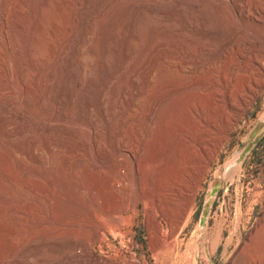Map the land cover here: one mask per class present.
Wrapping results in <instances>:
<instances>
[{
  "label": "rangeland",
  "instance_id": "1",
  "mask_svg": "<svg viewBox=\"0 0 264 264\" xmlns=\"http://www.w3.org/2000/svg\"><path fill=\"white\" fill-rule=\"evenodd\" d=\"M188 1L0 0V264H94L86 262L90 252L112 264H238L242 252L264 264V87L239 110L228 105L223 83L186 87L222 81L243 47L234 46L239 29L221 2L212 8L213 0H200L191 9ZM159 4L165 30L150 28ZM204 19L205 31L194 26ZM244 29L264 35V28ZM263 52L264 43L256 54ZM78 62L99 80L104 103L88 91L63 96ZM129 89L131 106L118 98ZM211 118L219 120L214 129ZM207 127L213 156L182 219L189 184L168 196L174 203L167 200L164 212L145 178L133 186L135 161L113 150L140 143L142 160L167 163L155 172L168 182ZM142 192L151 196L147 205L119 210ZM150 209L165 247L154 245ZM31 242L33 252L16 256Z\"/></svg>",
  "mask_w": 264,
  "mask_h": 264
},
{
  "label": "bare ground",
  "instance_id": "2",
  "mask_svg": "<svg viewBox=\"0 0 264 264\" xmlns=\"http://www.w3.org/2000/svg\"><path fill=\"white\" fill-rule=\"evenodd\" d=\"M249 1L250 0H228V1H226V0H222V1L213 0L210 2V6L212 8H216L217 4H219V2H221L224 9L228 8L230 10V12H228V13L231 16V19L234 20V22H236V25L238 26V29H239L238 30L239 38L236 41V44L234 46L239 45L238 43L242 42L243 47L238 48L237 51L232 55V57H234V60L232 59L233 62L231 61L232 62V63L230 62L231 65L229 64L230 65L229 72L223 74L222 81H219V79L214 78L212 80H209V82L205 85H202L203 83L200 84L198 82L186 85V87H194L195 90L197 88H199V89L200 88L201 89L208 88L211 90V89H214L216 86H219L221 83H223L224 90L222 92L224 93L226 100H228V105L232 109H238V110H239V108H241L240 104H242V103L244 104V102L246 104L247 99L249 101V98L252 97L251 95L256 94L258 89H262L264 87V52L260 53V54H256L257 48L260 47V45L264 43V35L262 33H256V32H252V33L248 34V33H245V29H244L245 26H250V27H254V28H261V29L264 28V0H252L251 2H249ZM199 6H200V0H189L188 1V7L191 9L198 8ZM154 10H155L154 13L158 17L157 18L158 23H151L152 21L148 22V23H151L150 28L151 29L156 28V29H164L165 30L166 28L169 27V25L165 19L166 12L164 11L165 9L163 8V5H160V4L156 5ZM194 26L196 28L202 30V31H205L207 29L205 19L200 21L199 23H197V25H194ZM180 55H181V53H176V59H179L181 57ZM108 66H110V65H108ZM86 67H85V65H83L82 63H79V62L75 65V67H74L75 70L72 69L73 67L72 68L70 67L71 70H74V71L69 73V70H68V73L70 75L68 74L69 77L66 81V89L64 88L65 91H63L61 89L62 86L60 87L61 90H59V88H58V90L60 92L63 91V93H64L63 96H65L67 98H69L71 94H72V96L74 95V97H75V95H76V97H77V95L79 93H83V91H85V92L88 91V93L93 92L95 94L94 96L98 99L99 103H104L105 97H104L103 91H102V93L100 91L102 88L99 84L100 82H98L99 80L97 81L94 79L95 76H94V78L91 77L92 76L91 74L93 72L91 71L92 72L91 73ZM191 68L192 67H187V68L181 67L180 71L185 73V70L188 71V70H191ZM101 70H103V69H101ZM103 71L105 72V70H103ZM96 75H97V73H96ZM102 75H104V74H102ZM130 75L133 76L134 72H133V75L131 73H130ZM129 78H130V76H129ZM135 78H133L131 81L133 86H135V80H134ZM63 87H65V86H63ZM120 89L122 91V88H120ZM102 90H104V88ZM125 90H126V87H125ZM125 90H123V95H118V98L120 97V100L126 102L128 105L131 106V102L129 100V97L132 95V93H131L130 89H129V91H125ZM186 90H187V88H186ZM172 91H170V92H172ZM217 91H218V89H217ZM73 92H75V93H73ZM183 92H181V93H183ZM215 92H216V90H215ZM56 94H57V92H56ZM166 95H168V93ZM217 95L218 94L215 93L213 96L216 97ZM163 96L164 95L161 93L152 100L151 105L149 107L150 108L149 111H151V112H150V115H148L146 117L147 120L151 121L153 119V115H154L155 111L160 107L161 103L163 102ZM78 97H79V95H78ZM164 98H165V96H164ZM61 99H63V98H61ZM58 101H59V99H58ZM237 105H240V106L237 107ZM59 106H61V105H59ZM89 106H90V104H89ZM232 109H231V111H232ZM204 112L205 111H203V114H204ZM229 112H230V110H229ZM227 113H228V111H227ZM227 113H226V115H227ZM230 114H231V112H230ZM222 116H224V115H222ZM205 120H206V118H205ZM221 121H222V119H221ZM207 122H208V124H210L211 128H213V129L215 127H217V125L219 124V120L217 118H216V120H214V118H211V119L207 120ZM211 128L210 129L209 128L203 129V130L201 129L199 136L197 138L195 137L193 139V141H191V143H193L192 148L194 150L193 151L191 150L192 153L189 156V158H187L186 160H184L181 163V166L179 169V171H180L179 176L171 178L170 181H168V182L163 181V180H158L159 177L155 172V171L163 170L167 166V163L164 160H161V161H149L148 159L142 160L140 157V155H141V148H140L141 144L140 143L136 147L123 146V145L118 144L115 146V148L113 150H116L117 153H122L123 155H126L127 157L132 158L135 161L133 186L135 187L136 184H142V182L144 181V180H142V178L143 179L145 178L147 183L151 187L153 186V188H155L156 190L159 191V200H160V203L161 202L164 203V205H163L164 206L163 207L164 212H167L168 206L170 208L169 202H171L170 203L171 205L174 203L170 197L169 198L171 201L169 200L168 196H172L174 194V192H178L180 190L179 188L184 185L183 184L184 182L188 183L189 186L191 187V192L188 195V202H186V204H184L182 206V208L180 207L181 210L179 213V215H180L179 218L182 219L185 216L187 210L189 209L188 207L190 206L191 201L194 197L193 196L195 194L194 189L196 188L197 184L199 183L202 175L204 174V172L207 168L209 161L211 160V158L213 156V155L212 156L208 155V146L212 143V140H213L212 134L214 133V132H212ZM95 138H96V136H94L93 141H94V143L97 144V141ZM220 140H222V138H220ZM220 140L214 146V149H213L214 153L216 152V150L218 148V144L220 143ZM30 145L32 147V150L30 152L31 157L34 159H38L36 154H35V152H36L35 150H37L36 149L37 146H36L34 140L30 139ZM145 150H147V149H145ZM142 152H145V151H142ZM204 155H206V157H204ZM64 159L67 160V158H63V160ZM64 161H63V163H66L64 166L67 168V166H68L67 161L66 162H64ZM69 165H70V163H69ZM62 166H63V164H62ZM70 166H72V164ZM79 166H80V164H79ZM73 167H75V165ZM64 168H62L63 171H64ZM67 170L68 169H66L65 171H67ZM141 180H142V182H141ZM142 186H143V184H142ZM143 190L144 189H142V191ZM144 192H142L143 195L141 197L139 196V198H137V199L130 200V201H122L121 200L122 202H121V206H119L120 207L119 210H121V212H125L128 208L130 210V207L135 208L138 206L139 200H144V199L147 200V201H144L145 204L147 205L149 203V199H151V196H149V194H147L148 196H145L146 194L144 195ZM102 208H103V206H102ZM17 211H18V213H20V215L25 214L21 210H17ZM162 212H163V210H162ZM168 213H169V210H168ZM149 222H150V228L153 230V233H154V245H155V247H165L164 243H166V242H163V240L166 241V239L163 238V240H162L159 237V224L156 223L155 214L153 213V209L150 211ZM256 238L254 239V237H252V239H250L253 242V244H255V242L257 244ZM55 242H57V240H55ZM31 243H24L22 248L21 249L19 248V250L17 251L16 256H20V255L24 256L28 252H33L36 249L37 244L35 243L36 245L35 244L33 245V243L32 244ZM51 243H53V242H51ZM51 243L48 242V244H51ZM52 245H54V243ZM55 245L57 246L56 243H55ZM261 247H263V246H261ZM89 254L90 255H88L86 257V262L88 260L89 263H94V264H112L108 259L107 260L106 259H103V260L97 259L94 255H91V252ZM259 254H260V252H259ZM238 261H239L238 264H254L255 262H257V261L250 259L247 255H244V253H242V252H240L238 254ZM15 262H17L16 259H15Z\"/></svg>",
  "mask_w": 264,
  "mask_h": 264
}]
</instances>
